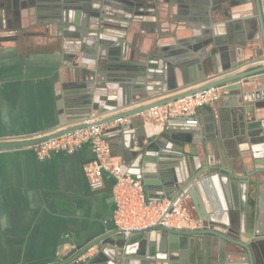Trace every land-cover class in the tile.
Here are the masks:
<instances>
[{"label":"crops","instance_id":"0c3cea01","mask_svg":"<svg viewBox=\"0 0 264 264\" xmlns=\"http://www.w3.org/2000/svg\"><path fill=\"white\" fill-rule=\"evenodd\" d=\"M159 2L158 18L124 14L131 17V21L119 20L117 15L122 13L118 5H114L111 11L114 16L105 18L104 25L98 24L96 18L90 17L87 21L88 16L82 10L54 8L48 0L36 3L32 0L23 10H18L14 4L0 8V141L38 134L56 126L76 107L71 102L85 95L86 79L95 73L96 82L108 75L119 77V82L131 81L134 72L108 74L101 69L96 56L99 37L115 45L123 40L126 61L132 59L133 53L138 60L153 58L157 66H149L148 71L154 76L164 74L167 88L173 83L182 86L183 78L194 87L208 75L207 62L202 69L197 62L182 58L178 51L185 48L184 42H194V37L207 39L210 36L208 23L221 31L223 53L229 56L246 59L251 51L241 55L239 50L251 39L262 40L255 0ZM204 47L205 52L212 49V45ZM120 53V49L113 51L114 56ZM171 62L177 66L165 70L163 64ZM262 63L244 66L240 71ZM258 78L259 74L250 77L253 81L242 85L241 94L223 90L216 104L198 109L199 124L189 129L202 131V137L197 135V139L202 140L206 135L210 139L207 151L211 165H221L239 177L244 176L246 154L234 141L232 112L240 103L251 105L263 99L256 94L258 89L264 91V79ZM150 80L160 81L158 77ZM109 85L115 87L113 83ZM250 91L252 96H244ZM158 93L149 92L153 98L143 103L165 99L177 91L160 96ZM144 117L148 136L160 134L168 123L161 118H149L147 113ZM142 129L138 122L132 131ZM171 131L188 130L177 124ZM109 142L118 144L112 158L123 164L120 156L125 147L123 140L115 137ZM191 146L193 156H186L185 160L194 175L192 165L199 169L206 163L208 153L204 146L185 143L174 147L191 152ZM127 150L131 155L137 151L130 145ZM173 154L166 150L159 159L156 153H150L148 155L156 160L147 159L139 169L158 179L155 162L173 172L170 164L175 159L167 156ZM96 160L90 147L74 154L57 153L45 160L38 158L33 147L0 149V264H55L105 226L115 228L111 217L114 179L107 173L104 187L93 190L86 176V165ZM137 163L138 160L132 166H138ZM203 177L202 186L195 184L186 193L176 190L173 197L181 198L191 215L202 221L201 226H210L214 221L219 225L215 228L219 229L220 224L232 222L256 234L261 238L257 257L261 263L264 260V175L250 176L243 182L219 179L214 174ZM98 251L100 248L95 247L90 257H95ZM128 251H142L138 261L146 260V264H250L242 247L204 235L178 242L157 236L143 248L135 244L128 247ZM152 254L155 257H151ZM136 259L129 264H141ZM94 264H116V261L105 251Z\"/></svg>","mask_w":264,"mask_h":264},{"label":"water","instance_id":"95a60500","mask_svg":"<svg viewBox=\"0 0 264 264\" xmlns=\"http://www.w3.org/2000/svg\"><path fill=\"white\" fill-rule=\"evenodd\" d=\"M32 0H0V8L11 6L14 4L16 8L26 9ZM45 0H34V2H41ZM53 3V7L62 10H82L87 16L88 20L96 18L98 24L104 25L105 18L114 16L112 7L118 5V9L122 14H118V19L121 21H131V17H155L158 18L159 0H48ZM253 1V0H251ZM257 9L256 18L262 30V42L257 39H251L246 45L239 50L238 53L244 55L246 51H251L248 58H238L237 56H229L223 53V46L221 43V31L217 28H212V23L207 31L210 36L205 39L194 37V42L188 40L184 42L185 48H179L181 57L186 61L193 63L197 62V66L203 69V63L207 67L206 77L201 81L200 85L193 87L186 78H183V85L179 86L173 83L171 88H167V82L164 81V74L156 73L155 76L148 71V67L153 64V58L149 61L138 60L137 54H131L129 61H126L124 41L115 45V42L98 38V52L96 53L97 62L101 69L109 72L108 74H116L119 71L134 72L129 83L119 82L120 78L115 76L96 82V73L92 72L89 79H86V90L80 100L71 102L73 109H70L67 116H63L59 123L38 134H32L21 137H11L0 141V149L16 148V147H32L45 142L51 138H55L64 133L73 131L79 128L88 127L90 124L108 125L104 130V137L111 141L115 137L121 138L124 143V150L121 153L123 160V167L127 172L132 173L143 181L148 197L150 199H163L166 197H173L176 190L186 193L196 184L202 186L205 175H213L216 178H228L230 182H243L250 176L259 177L264 175V91L256 90L257 95H261L263 99H258L251 105L240 103L233 110L232 124L234 125L235 142L238 144L245 157V171L244 176L239 177L230 173L228 169L221 168V165H211L207 145L211 142L207 135L202 140L197 139L196 136L202 137V131H189L192 127L184 119H169L165 130L158 135H147L146 117L144 114L150 109L160 107L172 103L185 96L210 89L213 87L222 88L225 91H230L236 94H241L243 84L252 82L250 77L259 74L258 79H264V0H255ZM254 11V10H253ZM128 14L131 17H127ZM91 17V18H90ZM99 18V19H98ZM104 19V20H101ZM103 21V22H102ZM216 24V23H215ZM86 26V25H85ZM193 40V39H192ZM183 43L182 41H178ZM212 45L210 51H204V46ZM227 47V45H225ZM121 51L120 55L114 56L113 51ZM209 62V63H208ZM263 62L257 67L240 71L244 66L254 63ZM204 65V66H205ZM157 66V65H156ZM177 65L173 62L171 64H163L165 70H171ZM103 72L104 70H101ZM100 73V72H99ZM94 77V78H93ZM151 77L160 79V81H151ZM160 77V78H159ZM113 83L115 87L109 85ZM171 84V83H170ZM159 91L160 95H165L177 91L174 95L161 99L158 101H151L144 104L143 102L152 99L149 92ZM255 93V92H254ZM253 92H247L244 96H252ZM243 96V94H242ZM203 107V108H207ZM125 120V121H123ZM138 122L142 125V130L133 132ZM111 124H115L112 125ZM179 124L185 130L172 132L171 127ZM173 139H172V138ZM183 142V143H181ZM129 143V144H128ZM200 145L204 146L207 154L206 163L201 168L197 169L192 165L194 175H191L189 168L186 166V156H193L192 146L191 152H186L182 148L174 147L177 144ZM112 152L118 148L117 143H110ZM128 145L136 147L133 155L129 154L127 150ZM136 145V146H135ZM181 146V145H178ZM207 148V149H206ZM166 150L173 152V155H167L174 158L173 164H170L171 170L166 171V167L157 163V176L139 169L144 161L151 160L156 153L157 158H162ZM158 159V160H159ZM138 160V166H132ZM185 161V163L183 162ZM163 164V163H162ZM169 167V166H167ZM171 175H173L171 177ZM182 193V194H184ZM182 197V196H181ZM181 199L180 197H177ZM114 216V207L111 210V217ZM218 223L214 221L210 226H203L198 229H174L163 225H156L145 230L135 231L129 235L120 231L117 228L105 226L103 230L98 231L92 239L82 245L73 247L65 256L64 260L55 264H94L99 255L105 251L111 254L116 264H129L131 261L141 259L142 251L129 252L128 247L138 244L140 248L150 244V241L156 240L157 236L164 237L166 240L179 241L189 240L198 235L213 236L219 238L223 242H230L238 245L246 250L250 264H264L258 262V252L261 238L256 234L242 229L239 225L231 222L229 225L220 224V228H215ZM154 234V236H153ZM93 247H99L100 251L95 257H90L86 260H81V256ZM260 255V254H259ZM155 257V254L150 255ZM141 264H146V260H139ZM144 262V263H143Z\"/></svg>","mask_w":264,"mask_h":264},{"label":"built area","instance_id":"2783aa9c","mask_svg":"<svg viewBox=\"0 0 264 264\" xmlns=\"http://www.w3.org/2000/svg\"><path fill=\"white\" fill-rule=\"evenodd\" d=\"M222 92L223 89L219 87L206 89L167 105L152 108L147 112V116L166 121L180 118L189 125H198V109L216 104L221 99ZM107 127L109 126L90 124L32 147L41 160L49 159L57 153L74 154L84 147H90L97 160L85 167L89 185L93 190H100L104 187L105 175L108 173L112 176L113 224L126 235L156 225L174 229L203 227L202 221L191 215L181 199L166 197L156 200L148 197L143 181L127 172L122 163L113 160L110 142L104 137ZM94 248L83 254L80 259H88Z\"/></svg>","mask_w":264,"mask_h":264}]
</instances>
